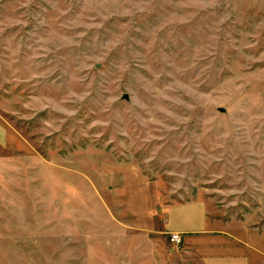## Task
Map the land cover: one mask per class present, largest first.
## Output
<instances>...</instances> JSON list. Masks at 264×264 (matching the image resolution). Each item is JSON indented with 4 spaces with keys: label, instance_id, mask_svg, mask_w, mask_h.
Listing matches in <instances>:
<instances>
[{
    "label": "rangeland",
    "instance_id": "rangeland-1",
    "mask_svg": "<svg viewBox=\"0 0 264 264\" xmlns=\"http://www.w3.org/2000/svg\"><path fill=\"white\" fill-rule=\"evenodd\" d=\"M196 197L264 264V0H0V264H138Z\"/></svg>",
    "mask_w": 264,
    "mask_h": 264
},
{
    "label": "crops",
    "instance_id": "crops-1",
    "mask_svg": "<svg viewBox=\"0 0 264 264\" xmlns=\"http://www.w3.org/2000/svg\"><path fill=\"white\" fill-rule=\"evenodd\" d=\"M159 216L157 231L149 224H138V230H143L140 234L147 238L146 246L140 247L138 264L249 263L250 243L233 232L234 225L212 215L205 199L169 204L159 210ZM172 233H178V244L170 241Z\"/></svg>",
    "mask_w": 264,
    "mask_h": 264
},
{
    "label": "built area",
    "instance_id": "built-area-1",
    "mask_svg": "<svg viewBox=\"0 0 264 264\" xmlns=\"http://www.w3.org/2000/svg\"><path fill=\"white\" fill-rule=\"evenodd\" d=\"M170 241L174 242L175 244H178L180 242V237L178 233H172L170 235Z\"/></svg>",
    "mask_w": 264,
    "mask_h": 264
}]
</instances>
